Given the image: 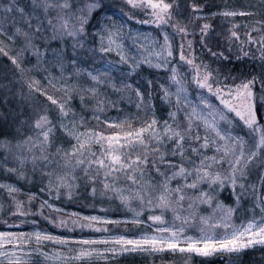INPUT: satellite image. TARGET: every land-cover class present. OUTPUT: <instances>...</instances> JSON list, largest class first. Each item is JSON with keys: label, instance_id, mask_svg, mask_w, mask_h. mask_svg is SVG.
<instances>
[{"label": "snow or ice", "instance_id": "1", "mask_svg": "<svg viewBox=\"0 0 264 264\" xmlns=\"http://www.w3.org/2000/svg\"><path fill=\"white\" fill-rule=\"evenodd\" d=\"M205 7L197 0H123L115 10L104 0H0V54L18 73L24 105L14 128L0 123V170L40 183L38 194L0 181L15 222L3 223L40 216L99 233L56 235L33 219L32 231L0 230V264H29L36 252L79 264L128 246L203 256L264 246V11ZM257 15L232 23L223 48L214 43L211 18ZM196 30L199 38L188 39ZM52 40L61 48L49 58ZM125 98L136 113L106 115L124 112ZM82 185L111 192L131 216L68 213L57 201ZM226 187L234 205L219 199ZM129 222L154 231L130 237L110 228ZM51 242L59 247L45 252Z\"/></svg>", "mask_w": 264, "mask_h": 264}, {"label": "trees", "instance_id": "2", "mask_svg": "<svg viewBox=\"0 0 264 264\" xmlns=\"http://www.w3.org/2000/svg\"><path fill=\"white\" fill-rule=\"evenodd\" d=\"M197 2L205 5V10L206 11H217V10H222L224 7H230L234 8L237 10H244V11H256L257 13H260L264 11V0H197ZM105 6L107 8H111L113 10L123 6V0H104ZM208 5H214L215 7L208 8ZM144 18V17H141ZM260 16L257 15L256 17H245V16H237L235 19L232 18H223V17H213L211 18V22L216 25L217 27V33L216 37L217 39L214 41V43L218 42L223 48L225 46V38L227 36V29L231 26L232 23H239L241 25L244 24L245 21H251L252 19H259ZM198 23H203V21H199ZM134 25H137L134 23ZM241 31H244V27L242 26L240 28ZM188 39H198L199 38V31L196 30L195 36H189L187 37ZM180 37H176V43H179ZM195 47L197 49L200 48L199 43L195 44ZM234 54L235 49H233ZM145 75L148 74L146 71L144 73ZM161 75L163 74L162 72L160 73ZM153 75H155V72L153 71ZM18 76V73L14 70V67L10 61V59L7 56H4L3 54H0V123H3V120L6 119L7 123L3 124V127L5 130H8L10 128H14L16 125V120L14 119L22 109H23V102L20 100L19 95L17 94L19 84L15 83L16 77ZM125 108V110H130L133 112H136V108L132 105H129L128 100L122 101L121 102ZM159 103V102H158ZM117 113V110H108V116H113V114ZM90 115V113H89ZM92 124H95L96 122L93 120L91 121ZM0 150V154H1ZM3 176V171L0 170V179ZM23 184V183H22ZM24 185V184H23ZM37 184L32 182V185L27 187L28 189H24L25 192L28 191H37ZM74 196L73 198L69 199L68 201H62L61 204L63 209H75L79 212H95V213H104L105 215H110L112 218H116L119 216L120 212H124L126 210V207L123 206L119 200L118 197H113L112 193L109 192L107 194H102L99 195L101 192L97 188V192L94 194L92 192L91 186L84 187L83 185L77 189L74 190ZM4 195H7L5 192H3ZM222 197L225 200L231 199V196L229 194L228 189H224L222 191ZM19 199H24L26 200L27 197L23 194L19 195ZM12 204V201H9L8 208L6 210L10 211L9 206ZM39 205V200L37 199L34 203V207H37ZM106 210V211H105ZM47 209H45V212L47 213ZM9 214V212H8ZM10 216V215H9ZM8 216V217H9ZM31 218L37 219L41 226L46 227V228H54L52 225H49L48 221L44 219H40L42 217L40 216H30ZM40 217V218H39ZM58 215H54L53 218H57ZM147 217V214H146ZM14 221H9V224H13ZM20 226L25 227L26 224H19ZM112 228V226H110ZM117 228L122 227V226H115ZM127 228H132L136 231H140L143 227V225H135L132 223H128ZM56 231V230H53ZM255 249V250H254ZM254 249H249L246 250L245 252L241 253V255L236 256L234 258L230 259H221V258H216L212 259L208 262L207 264H248L249 261H246L245 257L249 256L252 257L251 255H256L254 259L262 258L260 261L257 260L256 263H263L264 264V247H257ZM254 251V253L252 252ZM138 253V252H137ZM136 252L128 253L127 258L123 259L120 258L118 260H109L107 264H115L116 262L124 264H148L147 261H143L140 259ZM160 256V255H158ZM157 256V257H158ZM154 262V263H153ZM106 264V263H105ZM150 264H155V261L152 260Z\"/></svg>", "mask_w": 264, "mask_h": 264}, {"label": "rangeland", "instance_id": "3", "mask_svg": "<svg viewBox=\"0 0 264 264\" xmlns=\"http://www.w3.org/2000/svg\"><path fill=\"white\" fill-rule=\"evenodd\" d=\"M20 2L22 5H25V4L29 3V0H20ZM133 26L138 28L140 31H152V30H154V26H149V25L137 24V25H133ZM68 43L70 44L71 41H68ZM60 48H61V42L57 41V40H52L50 42V50L47 53L48 57L51 58V56H52L51 49L59 50ZM68 52L71 53V48L68 49ZM55 70L58 71V69H55ZM118 74H119L118 72L113 73L114 76H116ZM112 98L116 99V96L113 95ZM126 99L127 98H125L124 100L126 101ZM125 113H136V112H133L130 110H125L124 112H118L117 111V113L113 114L112 117H115L118 114L120 116H123V115H125ZM107 114H108V111H107L106 115ZM1 152H2V150H1ZM2 155H3V152L0 154V156H2ZM29 173H30V168H29ZM38 175L39 174H37V176ZM0 181L5 182V183H9V182L10 183H17L19 185V187H21L22 189H25V190L28 189L27 187L32 185V182L30 180L25 181L24 178H22V177L18 178L16 175L9 174V173H6L4 171H3V176L0 179ZM35 183L38 186L37 187L38 190L33 191V192H37L38 194H40L39 180L37 179ZM97 188L100 190L99 185H97ZM225 189H228V191H229V194L231 196L230 201L229 200L227 201L222 197V192L220 193L219 199L222 200L227 205H234L235 204V197L232 195L230 188L226 187ZM3 192H5L7 194V190L3 187H0V230H9V231H16V232L32 231L33 225L31 223V221L35 218L28 217V222L25 223L26 224L25 227L20 226V225L14 226V227H9V225H11V224L5 225L3 223V221H5V220L13 221L8 214L9 211L6 210L8 208L9 201H11V200L8 197V195H4ZM100 192L101 193L99 195L104 194L101 190H100ZM45 198H47V197H45ZM246 199H248V205L247 206L251 207L250 194H246ZM68 200L69 199L67 197L62 198V201H68ZM57 203H59L60 207H62L63 204H61V201H57ZM205 208H206V206H205ZM206 210L210 211V209H206ZM67 212L71 213V212H79V211H77L75 209H70ZM80 213H83L84 215H98V213H95V212H93V213L92 212H80ZM120 213H122V214H120L116 218L123 217L124 215L131 216V212L127 208L124 212H120ZM149 214H151V213L150 212L147 213V215H149ZM99 215H105V214L99 213ZM237 215L239 216V215H241V213H237ZM107 216L110 217V215H107ZM168 217H169V219L171 218L170 212L168 213ZM40 219H44V218L42 217ZM55 219L58 220L59 216ZM144 219L145 220L147 219L146 215H145ZM35 220H37V219H35ZM46 221H48V220H46ZM48 223H49V225H52L54 228L50 229V228L43 227V226H41L40 222H39V227L42 229L48 230V231H50L56 235H66V234H69V232H73V231L76 235H80V234H83V235H89V234L99 235V233L95 232V230H90V229L81 230L79 227H77L75 229H72L70 227L69 228H59L56 225H53L50 221H48ZM111 229L113 231L118 232L119 234H126L130 237H138L142 232H145V231H147V232L154 231V228H148L146 225H143V227L140 231H136L132 228H127L126 226H122L119 228L112 226ZM53 230H56V231H53ZM189 234L195 235L197 233H196V230L193 229ZM41 247H43L45 252L52 253L53 250L57 249L59 246L55 242H51V243H47L45 245H42ZM128 247L131 250L124 251V252L118 251L116 253H110L109 254L111 257L110 259H103L101 257H96L95 259H93L91 261H89L88 259H84V260L80 261L79 264H105V263L107 264L108 261L112 260V259H114V260H118L120 258L125 259V258L129 257V256H127V254L132 253V252H136V253L138 252L137 254H139L138 256L140 257V259H142L143 261H147L148 264H150L152 262V260L155 261V264H207L206 262H208L212 259H215V260H216V258H218V259L219 258L230 259V258H234L236 256L241 255V253L245 252L246 250L254 249V248L257 249V247L259 248V247H264V246L256 245L254 247L242 249L239 252L218 251V252H216L210 256H203V255L198 254V253H188L186 251L181 252L178 249L173 251L172 249H168V248H163L161 250H155V249H151L150 246H144L143 248H135L134 246H128ZM252 252L254 253V251H252ZM158 255H160V256H158ZM251 256L252 257H249V256L245 257L246 258L245 260L249 261L248 264H263L261 262L256 263L257 260L260 261L262 258L258 257V259L256 260V259H254L256 257V255H251ZM29 264H61V262L55 261V260H50L49 258L45 257L41 253L36 252V253H33L31 255ZM115 264H124V263L122 262V259H121V263L116 262Z\"/></svg>", "mask_w": 264, "mask_h": 264}]
</instances>
